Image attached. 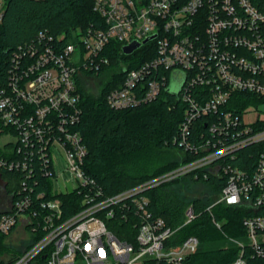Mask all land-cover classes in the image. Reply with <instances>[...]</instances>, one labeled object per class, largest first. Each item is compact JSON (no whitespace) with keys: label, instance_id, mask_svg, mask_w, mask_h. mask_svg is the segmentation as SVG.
Wrapping results in <instances>:
<instances>
[{"label":"built area","instance_id":"built-area-1","mask_svg":"<svg viewBox=\"0 0 264 264\" xmlns=\"http://www.w3.org/2000/svg\"><path fill=\"white\" fill-rule=\"evenodd\" d=\"M93 10L98 21L77 28L73 40L40 31L0 70V233L20 224L30 237L41 234L0 264H186L200 242L178 232L197 217L193 205L173 227L154 214L146 192L192 174L224 180L207 210L224 204L251 213L246 241L231 239L240 247L231 264H249L247 252L264 259V0H93ZM4 11L0 0V22ZM134 41L137 50L151 42L145 50L154 53L136 67L119 61L126 73L106 102L120 111L173 97L184 117L172 142L193 159L107 195L85 170L80 85L110 65L112 42L123 52ZM250 146L256 161L238 165ZM59 155L61 177H69L52 187ZM65 196H73L68 214Z\"/></svg>","mask_w":264,"mask_h":264},{"label":"trees","instance_id":"trees-1","mask_svg":"<svg viewBox=\"0 0 264 264\" xmlns=\"http://www.w3.org/2000/svg\"><path fill=\"white\" fill-rule=\"evenodd\" d=\"M98 18L99 15L93 10V0H5V11L0 22V70L18 45L31 41L40 31H47L55 38L65 35V42H68L74 39L73 33L77 28L95 24ZM149 46L152 47L151 42L133 55H126L116 42H112L106 52L111 63L95 76L100 80L96 92L89 90L86 83L80 85L83 113L79 130L88 149L85 170L107 195L132 188L181 162L193 159L172 142L184 117V106L173 97L168 101L160 97L147 105L120 111L111 109L106 102L107 93L122 82L126 73L118 66L119 61L130 63L129 68L136 67L154 53L149 54L145 50ZM254 150V146L242 150L236 163L239 165L243 160L254 163ZM185 178L195 184H206L210 190L209 197L187 201L178 189H174L176 187L170 186ZM172 183L149 190L146 195L151 199L154 214L163 217L173 227L184 222L186 208L193 205L197 217L178 232V239L193 235L200 242L186 264L233 263L240 247L231 239L246 241L243 219L251 213L224 204L207 210L225 185L220 178L209 175L203 179L201 175L196 179L192 174ZM15 188L16 185H12L10 189ZM72 198H63V208L67 214L71 210ZM213 217L223 223L221 229L217 228ZM117 234L122 237L118 231ZM40 237L41 234L32 235L27 246L19 251L20 254ZM6 238L0 233V255L8 251ZM246 256L249 264H264V259L251 258L248 252ZM43 262L40 258V263Z\"/></svg>","mask_w":264,"mask_h":264},{"label":"rangeland","instance_id":"rangeland-1","mask_svg":"<svg viewBox=\"0 0 264 264\" xmlns=\"http://www.w3.org/2000/svg\"><path fill=\"white\" fill-rule=\"evenodd\" d=\"M181 71H175L172 75L173 81H172V89L174 91L178 90V82L181 81L182 77ZM94 79H88L86 81V87L89 90H92L96 92L97 88L99 87L100 80L97 77H93ZM177 84H176V83ZM251 118V117H250ZM177 153L176 151H174ZM173 152V154H175ZM175 155H178L175 154ZM54 166H55V176L51 180V186L52 187H59L58 183L63 186L64 179L69 177V174L65 173L64 177H61L62 172H64V158L59 156H56L54 159ZM189 178H185L182 181H179L177 183H172L170 186L176 187L174 189H178V191L185 197L187 201H190L194 198H206L210 195V190H208L206 184L204 183H198L195 184L191 180H188ZM16 184L15 181H13V185ZM180 184L182 187H180ZM173 189V190H174ZM68 189L66 187L62 188V191H67ZM188 208V207H187ZM186 208V209H187ZM223 224V223H222ZM30 236L27 233V231H24V229L18 225L15 232L7 236L5 239V244L8 247V251H6L5 256L4 254L0 255L7 257L8 261L12 260L14 257L21 255L20 250H23L27 244L30 241Z\"/></svg>","mask_w":264,"mask_h":264},{"label":"water","instance_id":"water-1","mask_svg":"<svg viewBox=\"0 0 264 264\" xmlns=\"http://www.w3.org/2000/svg\"><path fill=\"white\" fill-rule=\"evenodd\" d=\"M156 35L150 37L149 39H152L154 38ZM149 39H146L144 41V43H146ZM142 43L138 42V41H134L133 43L129 44V45H126L123 47V52L126 54V55H131L132 53H134V51H136L140 46H141ZM0 186L2 187H5L6 186V183L4 181H2L1 179V175H0Z\"/></svg>","mask_w":264,"mask_h":264}]
</instances>
